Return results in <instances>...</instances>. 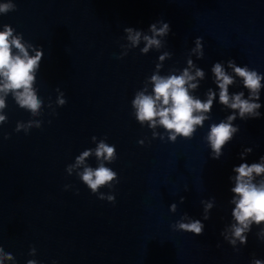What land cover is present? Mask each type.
I'll use <instances>...</instances> for the list:
<instances>
[{
  "label": "water",
  "instance_id": "95a60500",
  "mask_svg": "<svg viewBox=\"0 0 264 264\" xmlns=\"http://www.w3.org/2000/svg\"><path fill=\"white\" fill-rule=\"evenodd\" d=\"M12 2L16 11L0 14V31L10 25L24 41L43 50L35 88L44 102L42 115L36 118L42 121L41 127L27 135L15 128L33 117L11 95L2 113L7 122L0 125V247L14 256L15 264L31 259L37 264L264 261V241L258 239L260 228L255 225L247 245H238L239 251L220 235L233 222L232 169L264 156V88L257 101L261 117L234 121L239 132L219 160L211 158L206 136L211 124L232 113L219 104L218 95L210 120L192 139L178 137L175 143L168 141L162 128L156 131L165 139H153L152 130L137 122L132 108L135 93L155 71L159 56L172 54L161 75L173 69L179 73L187 66L197 37L203 38L204 57L191 58L205 72V79L192 94L202 101L209 88L218 93L211 73L217 62L226 67L231 59L264 75V0ZM158 20L171 28L164 48L142 55L141 43L123 59L117 58L121 45L127 43L125 28L147 33ZM57 88L67 101L63 107L56 106ZM240 91L247 98L237 78L229 93ZM93 136L97 141L106 138L116 148L117 159L106 167L116 172L118 183L112 189H100L114 195L115 204L98 199L75 173L66 172L78 155L96 147ZM248 147L253 152L242 161L240 153ZM87 163L97 166L95 157ZM66 186L70 187L65 190ZM212 198L214 207L205 221L201 201ZM173 203L175 213L170 211ZM185 213L204 223L203 235L173 230ZM33 247L36 255L30 256Z\"/></svg>",
  "mask_w": 264,
  "mask_h": 264
},
{
  "label": "clouds",
  "instance_id": "9594fccd",
  "mask_svg": "<svg viewBox=\"0 0 264 264\" xmlns=\"http://www.w3.org/2000/svg\"><path fill=\"white\" fill-rule=\"evenodd\" d=\"M12 11H16V5L12 0L0 3V14ZM124 32L127 43L121 45L123 51L117 57L118 59H123L129 51L138 48L141 43L144 44V47L140 49L142 55H147L153 49L161 50L165 46L164 41L171 32V28L168 23L158 20L149 26L147 33L131 27L125 28ZM194 44L195 47L191 49L187 59V66L179 73L173 69L168 75H161L164 62L171 59L172 54L164 52L159 56L155 71L144 81L142 90L135 93L132 101L133 114L142 127L147 125L152 130L153 139L157 137L162 141L165 139L156 131L157 128H162L170 142L175 143L178 137L190 140L197 129L202 128L205 121L210 120V113L218 95L219 104L232 113L218 124H211L206 136L211 149V158L219 160L223 155L224 147L239 132V127L233 126L234 121L237 118L248 120L261 117V104L257 101L260 100V93L264 88L262 84L264 75L247 66H237L231 59L227 61V70L225 63L217 62L212 66L211 73L218 93L209 88L205 93L206 100L202 101L192 93L199 89L200 82L205 79V72L197 67L191 57L194 56L196 60L203 59V38L197 37ZM42 59L41 48L24 41L23 35L15 34V29L10 25L3 26V30L0 31V125L7 122L6 115L2 113L7 107L6 99L11 95L15 103L33 117L27 123L18 122L15 131L17 133L23 131L27 135L32 128L41 127L42 121L36 118L42 115L44 102L38 96L35 84ZM237 78L242 81L243 88L247 90V98L244 91L229 93L230 86L235 85ZM56 91L58 93L56 106H65L67 101L64 93L59 88ZM47 107L52 109L53 115L56 114L51 103ZM105 141L106 138L97 141V138L93 136L92 142L96 144V147L84 150L75 158L74 163L66 167V172L69 176L75 173L91 193L98 196V199L115 204L114 195L100 193L101 188L112 189L118 183L116 172L106 167V164H112L117 159L116 148ZM139 143L143 146L144 141L141 140ZM252 152V148H244L240 153V159L246 160ZM91 157L96 159L95 168L87 163ZM232 171L234 175L229 177V181L234 185L230 189L233 195L230 204L234 205L231 213L233 222L230 226H226L220 235L233 249L239 251L238 245H247V236L254 225L260 228L257 233L258 239L264 241V227H261L264 225V156H261L258 162L241 163ZM68 187L70 186H66L65 190ZM76 194L78 195L79 192ZM180 203H184L183 197ZM201 203L203 204V220L207 221L210 219L209 213L214 207L215 198L209 201L202 200ZM170 211L172 213L177 211L175 203L170 205ZM172 228L175 231L200 236L204 233L205 225L201 220L192 219L185 213L172 225ZM29 255H36L34 247ZM5 262L15 264V258L12 254L5 253L0 247V264ZM27 264H37V261L31 259L27 261ZM251 264H264V261L253 258Z\"/></svg>",
  "mask_w": 264,
  "mask_h": 264
}]
</instances>
